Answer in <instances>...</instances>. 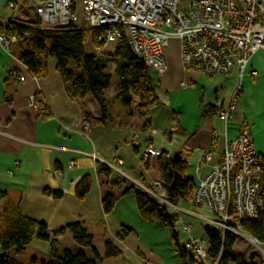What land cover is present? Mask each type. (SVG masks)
<instances>
[{
  "label": "crops",
  "instance_id": "obj_1",
  "mask_svg": "<svg viewBox=\"0 0 264 264\" xmlns=\"http://www.w3.org/2000/svg\"><path fill=\"white\" fill-rule=\"evenodd\" d=\"M14 1L21 0H0V14L33 21L32 16L8 8ZM189 1L182 0V10L187 9ZM96 49L89 38L85 46L87 55L95 56ZM107 50L108 55H113L116 47L109 46ZM20 52L18 44L10 53L0 49V193L4 194L0 200V216L15 217L18 208V215L43 223L51 239L57 240L61 256L69 251L95 259L90 249L75 243L72 235L58 234L63 227L78 223L93 235V247L101 258L98 264H184L173 248L168 231L141 217L134 195L121 197L108 215L104 213L103 195L110 183L124 180L127 182L124 188L113 190L117 196L132 185L167 204L158 197L154 186L160 182L158 157L150 158L148 163L142 158L148 147L161 148L187 161V177L195 184L216 164L242 126L250 128L255 147L264 159V53L253 56L243 78L209 77L187 70L179 42L172 40L165 50L169 68L154 81L161 104L150 109L146 120L139 117L137 100L128 109L117 97L120 80L115 74V65H111L108 72L112 76L111 86L105 92L110 117L105 125L90 120L91 132L89 136H82L79 122L87 113L99 119L98 103L92 97L71 100L53 58L47 60V75L33 78L20 62ZM252 70L259 72V78L248 75ZM22 76L26 77L25 82H20ZM239 86L237 109L232 122L225 123L217 113L231 106ZM6 94L11 104L6 102ZM31 97L43 104L47 115L39 114L31 106ZM209 109L213 111L205 113ZM214 130L218 139L212 144ZM207 156L210 160L202 163ZM98 166L108 168L110 176L99 175ZM86 176L91 177L92 186L81 201L75 189ZM167 205L178 210L170 211L179 214L177 228L184 246L193 238L183 242L179 224L184 233L188 232L181 214L197 218L209 227L205 219L210 214L203 213L205 208L196 209L192 200L182 199L176 205ZM123 228L132 234L121 241L117 236ZM109 242L121 251L119 257L105 259ZM30 250L41 260L51 254V243L35 239L25 251L19 253L13 249L8 254L21 262Z\"/></svg>",
  "mask_w": 264,
  "mask_h": 264
},
{
  "label": "built area",
  "instance_id": "obj_2",
  "mask_svg": "<svg viewBox=\"0 0 264 264\" xmlns=\"http://www.w3.org/2000/svg\"><path fill=\"white\" fill-rule=\"evenodd\" d=\"M181 3L182 0H21L10 2L8 8L18 13L32 10L42 22V29L71 26L97 30L103 46L94 51L96 57L107 56L109 46L117 47L126 40L145 62L154 81L169 68L165 50L172 40L179 42L187 70L209 77L243 78L253 56L264 53V0H190L186 10L181 9ZM11 21L15 19L0 14V49L7 53L18 44V38L9 30ZM248 75L257 79L260 74L252 70ZM25 81V76L20 77V82ZM240 94L241 86L236 88L231 106L217 113L225 123L232 122ZM30 104L39 114L47 115L36 97H31ZM91 128V121L82 117L79 133L89 136ZM217 139L214 130L212 144ZM162 152L161 148L148 147L142 158L148 162ZM209 160L207 156L201 162ZM262 170L251 130L242 126L216 164L197 181L192 201L196 209L205 208L210 214L205 219L209 228L235 234L258 248L264 258V242L240 226L241 221L258 220L264 211ZM154 186L164 200L162 184L156 182ZM184 229L190 233L191 225L186 224ZM187 248L197 264H210L205 239H191Z\"/></svg>",
  "mask_w": 264,
  "mask_h": 264
},
{
  "label": "trees",
  "instance_id": "obj_3",
  "mask_svg": "<svg viewBox=\"0 0 264 264\" xmlns=\"http://www.w3.org/2000/svg\"><path fill=\"white\" fill-rule=\"evenodd\" d=\"M26 1V0H24ZM22 14L32 16L33 21L15 20L10 22L9 30L18 38L20 49L19 60L29 70L33 78L45 77L48 73L47 60L53 58L57 61V71L61 75L71 100L81 101L92 97L98 103L101 111L99 119H95L90 113L86 118L94 124L105 125L110 117V108L105 99V92L110 88L112 76L109 74L111 65H115V74L120 80V92L117 97L123 105L130 109L132 103L137 100L139 104V117L147 119L149 111L154 106L161 104L149 68L139 57H137L126 40H122L116 47L113 55L104 57L89 56L85 46L92 37L96 48H101L102 43L98 41V31L94 29H78L75 27L42 29V22L32 10L23 11ZM6 102L11 104L12 100L6 94ZM209 109L205 113L211 112ZM145 127H148L146 123ZM148 163V162H147ZM146 167L148 168V164ZM262 165V196L264 198V159ZM187 161L172 156L163 151L158 157L157 168L160 174V183L166 191L165 200L176 205L180 200H192L195 194L196 184L187 177ZM99 175L110 176L111 171L98 166ZM127 185L124 180H118L109 184V190L103 195L102 205L105 214H111L121 197L134 195L141 217L169 233L173 248L184 264H197L194 254L181 243L177 224L180 220L179 214L171 212L168 207L159 200L136 186L128 185L122 193L117 196L115 188L122 189ZM91 177H84L76 185V196L84 200L91 191ZM59 198L60 194H55ZM4 197L0 193V200ZM0 216V264H24L10 257L8 252L16 249L19 253L25 251L35 240L39 239L51 243V254L41 260L34 257L35 264H98L101 260L96 249L93 247V235L90 230L82 224H69L58 231L59 235L70 234L74 237L79 247L90 249L95 259H90L83 253L73 254L66 251L62 256L58 254V242L51 239L47 227L40 222L30 220L18 215ZM234 216V212L231 211ZM240 226L250 235L264 242V211L258 220L241 221ZM132 234V231L123 228L118 234L119 240H124ZM205 240L209 246L210 264H223L227 260L236 264H256L257 253L249 256L244 252H236L234 246L240 238L231 232L217 231L205 228ZM121 251L112 242L106 245L105 259L119 257Z\"/></svg>",
  "mask_w": 264,
  "mask_h": 264
},
{
  "label": "rangeland",
  "instance_id": "obj_4",
  "mask_svg": "<svg viewBox=\"0 0 264 264\" xmlns=\"http://www.w3.org/2000/svg\"><path fill=\"white\" fill-rule=\"evenodd\" d=\"M116 78V76H115ZM169 210H174L177 211V209L173 208L172 206H168L167 204H165ZM203 213L208 214V211H206V209H204ZM185 223L191 225V233H184L182 231V227L179 224V229L182 232V239L183 242L186 241V239L189 238H193V239H205V228H206V224L200 220H198L197 218H193V217H188L185 215H182ZM234 250L236 252H247V254H252V253H257V257L255 258V263L256 264H264V258H263V254L262 252L258 249L252 246V244H250L249 242H247L246 240L240 239L239 242L234 246ZM1 255V253H0ZM11 256V254H8ZM14 257V256H13ZM34 257H36V254H33L32 251H28V253L24 256V258H22L23 260L21 261L24 264H35L33 262ZM224 264V263H223ZM227 264H234L231 261H229Z\"/></svg>",
  "mask_w": 264,
  "mask_h": 264
},
{
  "label": "water",
  "instance_id": "obj_5",
  "mask_svg": "<svg viewBox=\"0 0 264 264\" xmlns=\"http://www.w3.org/2000/svg\"><path fill=\"white\" fill-rule=\"evenodd\" d=\"M164 202L167 203V204H170V203H168L166 200H164Z\"/></svg>",
  "mask_w": 264,
  "mask_h": 264
}]
</instances>
